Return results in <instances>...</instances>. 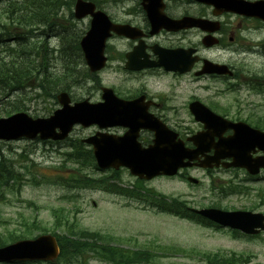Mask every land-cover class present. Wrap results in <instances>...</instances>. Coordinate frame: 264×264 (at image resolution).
<instances>
[{"label": "rangeland", "instance_id": "rangeland-1", "mask_svg": "<svg viewBox=\"0 0 264 264\" xmlns=\"http://www.w3.org/2000/svg\"><path fill=\"white\" fill-rule=\"evenodd\" d=\"M9 2L10 0H0V33L5 34L0 37V58L5 57V59L9 58L5 48L18 45L16 39L10 38L6 32L10 21L4 14V9ZM61 21L60 19L59 23ZM64 21L67 22L64 28H53L46 37L39 34V31H36V34L25 36L23 47L41 46L43 39H46L49 45L44 46L45 52L51 58L53 55L58 56V51L62 47H66L65 45L72 41L77 33L80 34V31L86 28L85 23L77 22L76 26L72 27L71 22L67 21V16L64 17ZM14 28L17 32L24 33L23 27L19 29L14 26ZM58 30L60 31L56 32ZM21 35L24 38V35ZM261 38L263 39L264 36H258V39ZM48 48H51L55 53ZM19 52L21 50L16 54L21 55ZM232 58L243 60L245 67H248L252 73L264 69V57L250 54L243 59L236 55ZM62 65H64L62 60H52L50 71L58 74L61 72ZM244 65L238 63L240 67H244ZM40 70L42 71L41 68ZM77 71L81 74L84 71L83 67L80 65ZM260 74L264 75V72L260 71ZM69 75L72 76L66 81L67 85L73 77L72 73ZM98 81L113 82L108 75H102ZM80 82H88V80L81 78ZM88 84L85 87H74V89L80 91L79 94L85 97L87 96L85 92L90 88ZM31 87L33 89H21L10 94L3 100L5 106L10 108V105L16 104L33 118L50 115L57 108L55 101L47 97L44 91L37 86L32 85ZM202 98L206 99L207 97L202 95ZM242 98L247 99L249 105L240 107L241 118L250 120L248 116H251L254 121L261 119L260 124L264 126V98L255 97L253 94H244ZM225 100L231 104L233 96H226ZM181 101L182 98L178 97L177 104ZM4 116L5 114L0 112V118ZM182 116L186 117L185 113H182ZM185 125L195 126L191 120H187ZM89 134L90 130L77 128L70 138L81 139ZM65 150V144L51 145L39 141L0 142V162L2 161L6 166L12 165L14 171L23 172L20 170L21 167H31L36 164L34 169H29V172L34 176L26 173L20 174L22 178L19 190L16 192L7 190L3 194L0 193V219L5 222L0 229L8 228L10 231H16L20 229L23 221L31 222L35 218L38 229L32 231V237L45 231L64 234L66 229H56L52 216L53 210L64 208L65 211L71 213L67 218L69 227L75 224L73 238L85 241L86 238L82 232L88 231L94 235V237L89 235L90 237L86 239L88 242L94 241L97 236H100L101 239L95 240L99 245L110 244L132 250L148 249L165 257H158L151 264H207L206 260L200 257L201 255L208 257L234 255L243 264H264V234L257 238L234 237L230 230L216 229L212 226L205 227L186 218L181 219L162 213L156 208L138 203L133 198L118 197L111 193L88 188L68 190L55 183H48L55 179L54 174L70 175L71 165L69 163L66 164V168L53 169L59 168L63 162ZM188 174L200 182L196 186H192L180 177H160L144 183L143 186L164 195L167 202L171 201L169 198H180L187 202L188 207L194 209L216 207L232 210L255 207L264 213V204L260 205L262 200L255 195L236 194L218 197L207 191L209 180L213 181L217 187L221 185L222 181H232L231 184L234 185L237 178H243V173H237V178H235L234 172L225 171L214 172L210 177H204L200 170H190ZM90 175L99 176L93 170H90ZM120 177L123 180V185L132 186L130 189L136 185L135 179L127 172L121 171ZM257 187L264 188V183L256 186L250 185V188ZM87 256L86 263L81 264H104L93 257L92 253Z\"/></svg>", "mask_w": 264, "mask_h": 264}, {"label": "flooded vegetation", "instance_id": "flooded-vegetation-1", "mask_svg": "<svg viewBox=\"0 0 264 264\" xmlns=\"http://www.w3.org/2000/svg\"><path fill=\"white\" fill-rule=\"evenodd\" d=\"M87 1L93 4L94 12H103L110 25L118 27L109 29L102 69L95 73L87 71L93 76L85 96L90 102L101 101L102 89L112 90L121 101H138L135 106L127 105L119 112L128 117L133 114V119L140 121L158 120L180 139L187 140L202 131V126L194 121L192 103L199 102L226 121L236 123L243 120L240 107L249 105L248 100L242 98L244 94L264 98V91L254 90L264 88V75L260 74L264 69L252 73L243 60L232 58L236 55L243 59L250 53L264 57V38L258 39L264 36V22L256 17L224 11L216 0ZM92 19L93 16H89L83 22L88 27ZM76 53L82 60L80 45ZM220 66H226L228 72H221ZM102 75L110 76L113 82H96ZM202 95L207 98L203 99ZM230 95L234 97L231 104L225 100ZM178 97L182 98L179 104ZM187 120L195 126H186ZM90 130L92 134L98 132L96 127ZM127 131L124 127H112L104 132L122 136ZM216 132L222 133V138L232 133L225 125L217 127ZM152 138L148 130L138 132V141L144 147ZM252 155L264 156L258 151ZM219 170L221 168L204 173L210 177ZM259 175L247 180L254 185L264 182V171ZM254 192L262 195V192Z\"/></svg>", "mask_w": 264, "mask_h": 264}, {"label": "water", "instance_id": "water-1", "mask_svg": "<svg viewBox=\"0 0 264 264\" xmlns=\"http://www.w3.org/2000/svg\"><path fill=\"white\" fill-rule=\"evenodd\" d=\"M227 2H235L227 0ZM263 6L255 7L257 4L247 8L249 11H260L264 18ZM89 4L77 2L75 7V17L82 18L91 12ZM97 21H93L89 32L81 40V47L85 54L88 65L95 60V53L91 54L93 36L99 35V31L105 29L102 25V15ZM97 24L100 25L98 29ZM97 42L100 44L102 41ZM95 44V43H93ZM100 51L98 54H100ZM104 90V105H91L87 101L75 103L70 106L66 93H61L58 100L62 108L55 111L52 116L46 119H31L24 113L15 114L9 118L0 119V141H13L18 139L33 140L39 137L41 140H63L67 137L72 127L80 124L89 127L93 124L99 126L131 125L129 122L113 121L108 114L102 111L105 104L113 103L106 96ZM202 113H195L196 119L203 122L205 127L217 128L219 117L213 115L201 106ZM200 115V116H199ZM115 117V116H113ZM225 122V121H223ZM144 127V124H140ZM233 135L228 138H218L213 143L211 133H199L191 141L193 149L184 147V143L176 139V135L169 133L152 124L151 128L155 131L153 145L147 149H142L136 142V134H126L124 137H100L86 140L93 147V155L96 164L100 169L113 168L118 170L120 167L127 168L132 176L140 180H150L154 177L175 176L180 168L192 167L197 165L202 168H212L213 164L217 167L220 160L231 158L232 162L223 165L224 167L244 168L254 175L260 168L264 169L263 159H252L250 152L257 147L264 151V133L251 129L244 123L231 125ZM214 150L212 156H206V152ZM200 157L204 160L197 164ZM196 162V163H195ZM195 183L196 180L189 179ZM196 214L208 218L224 227L237 229L246 234H257L258 228L264 230L262 225L264 217L249 212H225L217 209L197 211ZM257 228V229H256ZM256 229V230H255ZM58 256V246L56 240L51 235H43L35 240H25L16 242L10 246L0 248V263H12L22 261H54Z\"/></svg>", "mask_w": 264, "mask_h": 264}, {"label": "trees", "instance_id": "trees-1", "mask_svg": "<svg viewBox=\"0 0 264 264\" xmlns=\"http://www.w3.org/2000/svg\"><path fill=\"white\" fill-rule=\"evenodd\" d=\"M63 5L70 8L67 1L16 0L10 1L5 10L11 26L12 22L17 21L21 25L29 26L31 29L33 28L32 30H35L37 26H41V24L51 29L57 26L55 21L60 18L59 8ZM72 47H74V44L70 46L69 50H71ZM75 53V50H71L64 55L65 66H68L69 62L76 59L72 57ZM20 54L21 55L18 54L16 57L10 56L8 59L0 58V112L4 113L5 116L23 110V108H20L16 104L10 105V108H8L9 106H5L3 100L8 98L11 93L26 88L33 89L31 86L35 85L40 90L44 91L47 97L54 98V95L58 91L66 90V81L71 78L72 75L69 74H71L74 69V67L69 65L68 72L65 75H58L50 72L48 67L51 61L57 60V58H51V56L45 52L43 46H33L26 53ZM67 163L71 165L70 175L64 176L55 174V179L50 182L60 184L66 188H72V185L69 183L77 184L81 188H107L106 178L100 177L94 179L87 174V170L94 166V161L91 152L80 144H74L71 151L64 154L63 162L58 169L66 168ZM30 168L34 169L35 166L21 167L20 170L23 172L19 170L14 171L12 165L9 164L6 166V164L1 161L0 193L3 194L7 190H11L10 192L19 190L20 180L22 178L20 174L26 173L27 175L34 176L29 172ZM42 180H44V178H42ZM147 193H150L154 197L156 201L154 205L160 210L199 221V218L187 212L184 202L171 199V202L167 203L162 195L155 194L151 191H146V194ZM52 215L54 217L56 229H66L64 234H54L60 248V258L58 262L61 264L86 263L89 253H92L93 257H96L99 261L107 262V264H151L154 259L163 257L159 255L158 252H153L148 249L132 250L110 246L108 244L99 245L95 240L101 239L100 236H97L94 241L88 242L86 240L88 237H94V235L88 231L82 232V235L86 238L85 241H79L73 238V227H75V224L69 227L67 221L69 216L67 212L63 209L53 210ZM4 223L5 222H2L0 219V227ZM37 224L34 218L31 222L23 221L20 225V229L16 231H10L8 228L0 229V246L17 240L30 238L32 231L38 229ZM200 257L205 259L207 264H242L234 255H213L209 257L201 255Z\"/></svg>", "mask_w": 264, "mask_h": 264}, {"label": "bare ground", "instance_id": "bare-ground-1", "mask_svg": "<svg viewBox=\"0 0 264 264\" xmlns=\"http://www.w3.org/2000/svg\"><path fill=\"white\" fill-rule=\"evenodd\" d=\"M60 1H62V2H65V0H60ZM59 10H60V12H59V17H60V19L62 20L61 21V23H60V25H61V27H65V25H66V23L67 22H65L64 21V17H69L70 19H71V26L72 27H75L76 26V22L77 23H84L83 22V19L82 18H77V17H75V10H73V9H71V8H67L66 6H60V8H59ZM17 22V21H16ZM20 24V23H19ZM21 27H23V30L24 31H28V32H32V33H35L36 31H39L38 33L39 34H41L42 36H47V35H49L50 34V32H51V29H49V28H47L46 26H44V25H42L41 24V26H37L36 28H35V30H32L31 29V27H29V26H25V25H21L20 24V28ZM19 28V29H20ZM41 28V30H39ZM88 32V27L86 26V28H83L81 31H80V34H86ZM36 34V33H35ZM44 38V37H43ZM43 42H47V43H49L48 41H46V39H43ZM74 44V47H78L79 45H81V39H80V37H79V34L77 33L76 35H75V38L72 40V41H70V42H68L65 46V50L66 51H69V48H70V46H72Z\"/></svg>", "mask_w": 264, "mask_h": 264}]
</instances>
